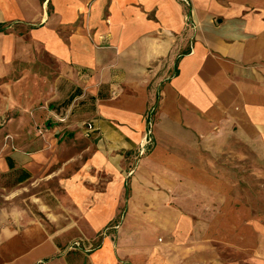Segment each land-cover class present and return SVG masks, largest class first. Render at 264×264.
I'll use <instances>...</instances> for the list:
<instances>
[{"label":"crops","instance_id":"1","mask_svg":"<svg viewBox=\"0 0 264 264\" xmlns=\"http://www.w3.org/2000/svg\"><path fill=\"white\" fill-rule=\"evenodd\" d=\"M182 1L0 0V61L4 41L27 34L59 66L58 82L79 91L66 108L30 119L35 127L3 133L0 191L21 205V185L57 180L59 217L71 220L61 232L82 236L97 264L179 250L192 205L211 211L210 157L227 154L233 129L264 149V0ZM151 126L153 147L142 151ZM18 207L0 210V264L47 262L53 246L37 247L34 236L50 232Z\"/></svg>","mask_w":264,"mask_h":264},{"label":"rangeland","instance_id":"2","mask_svg":"<svg viewBox=\"0 0 264 264\" xmlns=\"http://www.w3.org/2000/svg\"><path fill=\"white\" fill-rule=\"evenodd\" d=\"M215 19L219 21L217 20L219 18ZM214 24L218 26L220 23ZM11 30L12 28L10 32L15 34L18 32L23 34L22 29ZM196 30L199 31V28ZM29 39L31 36L25 34L20 35L19 44L12 45V41H17L16 38H10L3 43V60L0 61V66L3 67L4 74L0 76V89H3V93L0 92L2 98L0 101L2 100L4 104L0 107L4 112L0 114V137L15 126L24 131L35 127L33 121L29 122L30 119L48 113V105H51L53 110H59L75 89L69 83L64 87L58 82L59 66L49 63L47 57L44 59L39 48H32ZM12 46L16 50L14 54H10ZM13 68L14 70L10 71ZM62 82L64 83V80ZM73 107V111L76 110V101ZM78 109L79 113L84 112L80 105ZM18 119L26 122L14 125ZM246 119L248 117H244L243 121ZM9 120L11 124L7 127ZM36 129L39 130L37 125ZM150 133L147 149L153 147L152 126ZM237 134L236 129L229 134L227 154H224L225 150L219 140L213 142V147L223 150L219 151L221 152L219 156L213 150L215 154L210 157L211 211L208 205L203 210L202 205L191 204L193 206L191 208L194 209L191 212L195 213L196 218L187 221L186 226L188 231L191 230V236L181 245L183 247L163 254L148 253V257L144 261L142 258L138 264H264V149L261 143L242 142L236 137ZM3 143L6 148L11 143V137L4 136ZM8 148L11 146L8 145ZM59 192L57 180H50L45 186L42 182L37 184L26 182L16 193V199H19L21 205H11L12 194L8 193L5 196L0 191V210L6 209L11 212L13 208L19 206L21 211L22 208L27 211L29 207L36 225H39L40 229L45 226L46 231L50 232L49 237H43L42 234H38L39 231L35 235L37 247L49 241L53 246L52 255L42 264H97L93 257H90L91 253L83 252L84 247L79 242L80 238L84 239L82 236L61 232L66 227L64 225L71 220L59 217L65 215L60 209ZM30 197L32 201L37 202L29 205ZM44 206L48 208L46 215L51 214L52 219L49 216L48 220L45 219V211L42 209Z\"/></svg>","mask_w":264,"mask_h":264},{"label":"built area","instance_id":"3","mask_svg":"<svg viewBox=\"0 0 264 264\" xmlns=\"http://www.w3.org/2000/svg\"><path fill=\"white\" fill-rule=\"evenodd\" d=\"M182 2H183V4H187L186 0H183ZM93 132H94V129H93L92 125L89 123L86 124L85 125V137H87V138L90 137L93 134ZM150 135H151L150 128H148L146 130V133H145L144 138H143V142L141 144V150L142 151H144L145 148L150 143Z\"/></svg>","mask_w":264,"mask_h":264},{"label":"trees","instance_id":"4","mask_svg":"<svg viewBox=\"0 0 264 264\" xmlns=\"http://www.w3.org/2000/svg\"><path fill=\"white\" fill-rule=\"evenodd\" d=\"M79 94V91L76 90L69 98L67 101H65L62 106H64L65 108L70 105V103L72 102V100ZM8 162V165H9V168H11V162L10 160L7 161ZM5 184V183H4Z\"/></svg>","mask_w":264,"mask_h":264},{"label":"bare ground","instance_id":"5","mask_svg":"<svg viewBox=\"0 0 264 264\" xmlns=\"http://www.w3.org/2000/svg\"><path fill=\"white\" fill-rule=\"evenodd\" d=\"M27 1H28V0H27ZM233 2H234V1H233ZM238 3H239V2H238ZM238 3H237V4H238ZM18 4H19V3H18ZM20 4H21V3H20ZM20 4H19V5H20ZM21 5H22V4H21ZM22 6H23V5H22ZM24 6H25V5H24ZM24 6H23V8H24ZM22 11H23V10H22ZM23 12H24V11H23ZM1 99H2V98H1ZM1 110H2V109H1ZM135 191H136V190H135ZM186 192H187V191H186ZM134 196H136V194H135ZM135 199H136V198H135ZM160 207H161V206H160ZM158 208H159V207H158ZM156 211H158V210H156ZM163 214H164V213H163ZM156 215H157V214H156ZM135 220H136V219H135ZM126 222H127V221H126ZM127 223H128V222H127ZM137 223H138V222H137ZM137 223H136V224H137ZM148 223H149V222H148ZM138 224H140V223H138ZM141 224H142V223H141ZM146 224H147V223H146ZM155 224H156V223H155ZM160 224H161V223H160ZM133 226H134V225H133ZM128 227H129V226H128ZM140 228H141V227H140ZM155 228H156V227H155ZM120 230H121V229H120ZM126 232H127V231H126ZM140 232H142V231H140ZM125 235H126V234H125ZM146 236H147V235H146ZM34 237H35V236H34ZM150 237H151V236H150ZM32 239H33V238H32ZM34 239H35V238H34ZM105 244H106V246H107V243H105ZM135 244H136V243H135ZM106 246H105V247H106ZM137 249H138V248H137ZM139 249H141V248H139ZM144 249H145V248H144ZM108 250H109V249H108ZM110 250H111V249H110ZM104 251H105V250L102 251V254H103ZM100 252H101V248H100ZM106 252H107V251H106ZM122 252H123V250H122ZM104 255H105V253H104L102 256L104 257ZM123 255H124V254H123ZM102 256H101V257H102ZM104 258H105V257H104Z\"/></svg>","mask_w":264,"mask_h":264}]
</instances>
